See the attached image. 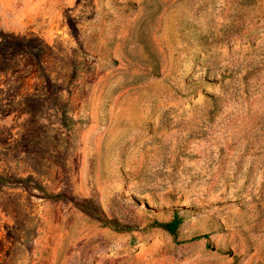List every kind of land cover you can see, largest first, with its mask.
Wrapping results in <instances>:
<instances>
[{"label":"rangeland","instance_id":"374dc122","mask_svg":"<svg viewBox=\"0 0 264 264\" xmlns=\"http://www.w3.org/2000/svg\"><path fill=\"white\" fill-rule=\"evenodd\" d=\"M0 264H264V0H0Z\"/></svg>","mask_w":264,"mask_h":264},{"label":"trees","instance_id":"16d2710c","mask_svg":"<svg viewBox=\"0 0 264 264\" xmlns=\"http://www.w3.org/2000/svg\"><path fill=\"white\" fill-rule=\"evenodd\" d=\"M45 197L52 199L54 201L59 200V201L71 203L81 212L95 216L98 220L102 222L103 225L111 226L116 230L121 229L119 228V224H116L113 220H107L104 217V214L102 213L100 208L91 199H80L78 197L70 195L68 192L65 191L58 194L46 195ZM181 223H182V218L178 214H174L169 222L161 223L157 225L158 227L168 232L171 236H175Z\"/></svg>","mask_w":264,"mask_h":264}]
</instances>
